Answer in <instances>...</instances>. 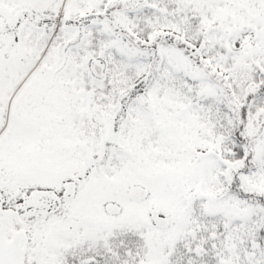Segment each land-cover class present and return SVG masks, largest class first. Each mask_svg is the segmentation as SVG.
Masks as SVG:
<instances>
[{
	"label": "snow or ice",
	"instance_id": "1",
	"mask_svg": "<svg viewBox=\"0 0 264 264\" xmlns=\"http://www.w3.org/2000/svg\"><path fill=\"white\" fill-rule=\"evenodd\" d=\"M0 264H264V0H0Z\"/></svg>",
	"mask_w": 264,
	"mask_h": 264
}]
</instances>
